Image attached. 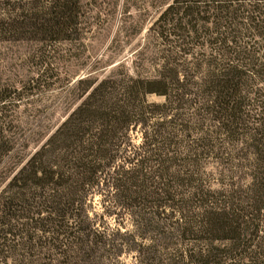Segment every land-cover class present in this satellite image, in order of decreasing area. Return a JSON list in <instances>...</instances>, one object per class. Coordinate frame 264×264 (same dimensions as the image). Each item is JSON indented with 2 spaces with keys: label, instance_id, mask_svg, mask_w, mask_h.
I'll return each mask as SVG.
<instances>
[{
  "label": "trees",
  "instance_id": "obj_1",
  "mask_svg": "<svg viewBox=\"0 0 264 264\" xmlns=\"http://www.w3.org/2000/svg\"><path fill=\"white\" fill-rule=\"evenodd\" d=\"M81 17L80 0H0V45L72 42ZM149 34L152 77L78 80L81 102L14 162L0 264H264V0H172ZM26 90L0 74V167Z\"/></svg>",
  "mask_w": 264,
  "mask_h": 264
},
{
  "label": "rangeland",
  "instance_id": "obj_2",
  "mask_svg": "<svg viewBox=\"0 0 264 264\" xmlns=\"http://www.w3.org/2000/svg\"><path fill=\"white\" fill-rule=\"evenodd\" d=\"M81 38L44 45L32 41L0 45V74L4 84L26 85L25 99L14 112L18 144L0 167V191L14 173L16 161L25 162L81 102L76 82L111 75L152 77L156 42L150 27L172 0H80ZM151 103L163 98L149 96ZM139 143V134L134 135ZM18 168V167H16ZM113 202L96 195L92 213L114 227L119 211ZM126 264L130 259L125 258Z\"/></svg>",
  "mask_w": 264,
  "mask_h": 264
}]
</instances>
